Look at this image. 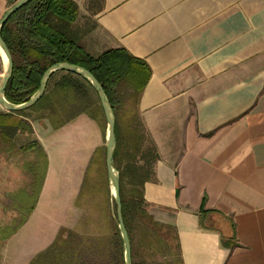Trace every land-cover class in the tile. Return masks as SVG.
Listing matches in <instances>:
<instances>
[{"label":"crops","instance_id":"crops-1","mask_svg":"<svg viewBox=\"0 0 264 264\" xmlns=\"http://www.w3.org/2000/svg\"><path fill=\"white\" fill-rule=\"evenodd\" d=\"M70 1L78 6L72 34L89 56L125 50L151 70L137 104L158 156L144 197L154 220L173 231L183 264H264V0ZM13 6L0 0V21ZM86 122L81 115L55 130L37 120L32 134L12 137L14 150L36 145L27 152L39 149L47 160L40 192L14 191L8 202L30 205L7 241L16 254L38 216V229L53 223L44 246L67 226L54 224L50 209L63 169L54 147L83 141L71 161L75 204L92 131ZM8 183L0 181L3 204ZM34 244L25 247L26 264Z\"/></svg>","mask_w":264,"mask_h":264},{"label":"trees","instance_id":"trees-1","mask_svg":"<svg viewBox=\"0 0 264 264\" xmlns=\"http://www.w3.org/2000/svg\"><path fill=\"white\" fill-rule=\"evenodd\" d=\"M77 17L78 6L73 1L31 0L4 24L1 34L11 52L14 65L13 75L5 90L7 101L15 105L29 101L38 92L44 73L53 65L66 62L85 68L96 77L103 86L115 114L121 93L134 97L137 107L138 99L151 77V70L125 50H110L98 58L89 56L77 44L72 34V24ZM93 94L99 100L98 103H95ZM99 112H102L105 118L99 96L90 82L77 74L58 71L50 77L44 96L33 107L25 111L0 114V138L3 143L12 145V137L15 134L33 133L31 123L34 121L48 120L52 127L58 130L84 114L95 119ZM29 113L33 116H29ZM115 133L117 148L114 167L119 172L123 217L131 240L133 264H136L137 251L132 225L136 221L149 227L147 238L152 250L148 258L149 264H183L173 231L154 220L149 212L150 204L144 197V185L152 177L153 166L158 160L152 142L151 152L154 155L148 151L143 153L142 160L146 161V164L129 171L134 186L127 195L123 185L125 173L117 166L119 147L122 143L117 118ZM134 143V152L131 155L133 158L141 147V143L137 145L136 140ZM32 149H37V146L32 145L21 151ZM39 152L44 158L45 170L38 193L47 170L46 156L42 151ZM114 208L116 223L108 236L83 237L62 229L55 242L30 264H126L115 201ZM158 230L172 232L178 248L177 261L168 260L171 252ZM159 258L165 262H158Z\"/></svg>","mask_w":264,"mask_h":264},{"label":"rangeland","instance_id":"rangeland-1","mask_svg":"<svg viewBox=\"0 0 264 264\" xmlns=\"http://www.w3.org/2000/svg\"><path fill=\"white\" fill-rule=\"evenodd\" d=\"M4 74L5 67L0 57V86L3 82ZM94 97L95 103H98L99 100L96 95H94ZM118 101L119 102L116 104L117 114L114 113V115L118 121L119 136L121 137L122 143L119 147L117 166L125 173L123 185L128 195L131 193L130 190H133L132 188L134 186V181L129 171L143 167L146 161L142 160V154L153 150L151 141L141 123L136 107V99L130 97L128 93H121ZM3 112L5 113L6 111L0 105V113ZM97 115L95 119L88 115H83L88 122H86L85 126L92 129V131H90V138L84 140L85 172L80 194L75 204L70 200L71 192L69 179L71 176L70 170H72L71 161L73 160L72 154L77 153L83 141L80 137L79 143L76 140L69 145L65 142L61 144L59 142V144L54 147V152H56L54 157L57 163L62 165L63 169L61 170L62 175L60 174L62 180L59 189L60 195L54 196L56 202L50 205V209L51 212H54V224H56L57 219H59L60 223L67 225L60 229L58 235L62 229H67L76 233L78 236L96 238L102 235L108 236L110 232L114 230L116 223L114 208L115 199L111 194L106 168L107 124L102 112H99ZM29 116H33V114L29 113ZM96 130H100L101 134L99 137L96 134ZM135 140L137 145L141 143V147H139L133 158L131 155L134 152L133 145L135 146ZM77 145L79 146L78 148ZM62 149L64 153H62ZM151 153L154 155L153 152ZM44 163V158L39 150H33L30 153L14 150L11 143H3L0 138V181L9 182L8 185L11 184V187L9 186L7 190L5 189L6 193L2 199V201H5V204L0 203V264H26L25 260L28 257L25 260H22V258L27 256L24 251L28 248L25 247H27L31 241H35L34 247L37 251L36 256H38L48 249L58 237L57 235L54 241L48 246H44L45 243H48L49 239H52L51 233L53 223L47 227L44 226V228L46 227L45 229H38L39 226H41L37 225V223L40 224L39 221L41 220L40 216H38L33 221V226H31L27 232L28 237L25 236V238H22V240L26 239L22 252L16 254L13 252L12 245L7 243L11 235L24 224L25 220H23L22 214L24 213V209L30 206L8 203L13 200L11 193L14 191L21 194H28V192L33 194L34 192H38L40 181L45 170ZM7 191H9V193ZM16 200L17 199L14 198V201ZM18 200H24L23 196L21 195V198ZM18 210H21L20 214L17 213ZM132 226L135 250L137 251L136 264H149L148 258H150L149 256L152 252L147 238L149 227L139 221H136ZM158 232L160 237L166 240L165 244H167L171 252L168 260L173 262L177 261L178 248L172 232L166 230H158ZM35 257L30 261L32 262ZM157 261L162 263L165 262L164 259L160 258L157 259Z\"/></svg>","mask_w":264,"mask_h":264},{"label":"water","instance_id":"water-1","mask_svg":"<svg viewBox=\"0 0 264 264\" xmlns=\"http://www.w3.org/2000/svg\"><path fill=\"white\" fill-rule=\"evenodd\" d=\"M31 0H22L21 2L15 4L11 7L6 14L4 15L3 19L0 21V49L4 52L8 65L5 68V74L3 82L0 86V105L6 112H20L25 111L33 107L45 94L46 87L50 77L58 71H68L74 74H77L84 78L85 80L89 81L92 87L95 89L96 93L99 96L101 105L103 107L104 115L106 118L107 124V141H106V168H107V176L108 181L111 188V194L115 199L116 206H117V219L119 224V229L122 235V239L124 242V249H125V261L126 264H133L132 260V245L131 240L129 237V233L126 229L124 217H123V208H122V200H121V193H120V179L119 174L116 168L114 167V154L117 148V138L115 133L116 128V118L114 115L113 108L110 104V101L107 97V94L100 84V82L96 79V77L87 69L70 64V63H58L50 67L43 75L40 88L38 92L27 102L15 105L7 101L5 98V90L8 86V83L13 75V59L11 52L6 45L4 39L2 38L1 30L4 24L11 18L13 14H15L18 10H20L25 4H27Z\"/></svg>","mask_w":264,"mask_h":264},{"label":"bare ground","instance_id":"bare-ground-1","mask_svg":"<svg viewBox=\"0 0 264 264\" xmlns=\"http://www.w3.org/2000/svg\"><path fill=\"white\" fill-rule=\"evenodd\" d=\"M1 50V49H0ZM1 52H2V54H3V56H4V67L6 68L7 67V65H8V61H7V58H6V56H5V54H4V52L1 50Z\"/></svg>","mask_w":264,"mask_h":264},{"label":"built area","instance_id":"built-area-1","mask_svg":"<svg viewBox=\"0 0 264 264\" xmlns=\"http://www.w3.org/2000/svg\"><path fill=\"white\" fill-rule=\"evenodd\" d=\"M22 0H14V5L21 2Z\"/></svg>","mask_w":264,"mask_h":264}]
</instances>
